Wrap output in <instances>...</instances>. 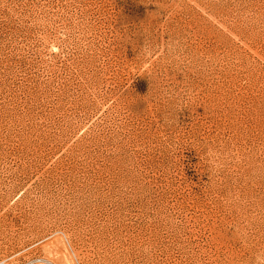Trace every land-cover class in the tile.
I'll return each mask as SVG.
<instances>
[{"label":"rangeland","instance_id":"obj_1","mask_svg":"<svg viewBox=\"0 0 264 264\" xmlns=\"http://www.w3.org/2000/svg\"><path fill=\"white\" fill-rule=\"evenodd\" d=\"M14 254L264 264V0H0Z\"/></svg>","mask_w":264,"mask_h":264},{"label":"built area","instance_id":"obj_2","mask_svg":"<svg viewBox=\"0 0 264 264\" xmlns=\"http://www.w3.org/2000/svg\"><path fill=\"white\" fill-rule=\"evenodd\" d=\"M15 256L16 255L14 254V255H11L9 257H6V258L0 260V264H12L11 260ZM23 264H54V263L44 256H35L34 258L28 260L27 262H25Z\"/></svg>","mask_w":264,"mask_h":264},{"label":"bare ground","instance_id":"obj_3","mask_svg":"<svg viewBox=\"0 0 264 264\" xmlns=\"http://www.w3.org/2000/svg\"><path fill=\"white\" fill-rule=\"evenodd\" d=\"M48 250L51 252V254L54 252V251H56V252H58V253H60V251L55 247H52V246H50L49 248H48ZM55 253V252H54ZM51 261V260H50ZM64 261L66 262V264H72V262H71V260L68 258V257H66V256H64ZM74 261V260H73ZM54 263V262H53ZM55 264V263H54Z\"/></svg>","mask_w":264,"mask_h":264}]
</instances>
